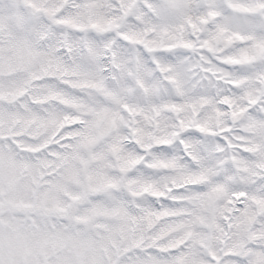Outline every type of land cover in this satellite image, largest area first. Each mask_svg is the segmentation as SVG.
Instances as JSON below:
<instances>
[{"label":"snow or ice","instance_id":"6c2138e0","mask_svg":"<svg viewBox=\"0 0 264 264\" xmlns=\"http://www.w3.org/2000/svg\"><path fill=\"white\" fill-rule=\"evenodd\" d=\"M0 264H264V0H0Z\"/></svg>","mask_w":264,"mask_h":264}]
</instances>
